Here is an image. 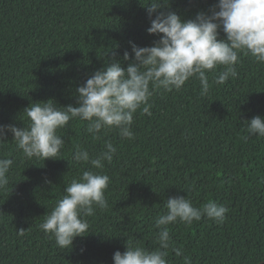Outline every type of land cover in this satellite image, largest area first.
<instances>
[{"label":"trees","instance_id":"1","mask_svg":"<svg viewBox=\"0 0 264 264\" xmlns=\"http://www.w3.org/2000/svg\"><path fill=\"white\" fill-rule=\"evenodd\" d=\"M148 2L0 0V125L26 127L23 110L49 99L76 106V89L96 70L131 62L129 42L152 46L159 36L146 31ZM217 3L169 0L167 7L192 19L211 15ZM235 67L238 75L224 84L214 82L223 66L208 73L207 95L196 77L180 90H155L151 116L134 114L132 139L116 129L93 139L87 121L74 119L58 130L65 141L59 159L43 161L25 158L7 133L0 158L13 164L7 190H0V264H113L125 244L155 250V219L172 196L194 207L214 201L228 211L222 224L203 217L168 225L172 247L182 250L176 256L170 248L168 264H184V256L191 264H264V137L248 135L243 122L264 117V63L240 53ZM105 142L117 149L102 170L110 177L108 207L86 217L89 232L71 249L59 248L40 224L64 188L91 168L73 160L75 146L95 158Z\"/></svg>","mask_w":264,"mask_h":264},{"label":"clouds","instance_id":"2","mask_svg":"<svg viewBox=\"0 0 264 264\" xmlns=\"http://www.w3.org/2000/svg\"><path fill=\"white\" fill-rule=\"evenodd\" d=\"M169 0H149L146 11L150 19L148 34L159 36L152 46L139 47L129 42L131 62L126 67L113 61L96 70L85 83L76 89V106L65 107L49 99L33 103L23 111L27 126L0 125V143L7 133L27 159H59L64 139L58 135L69 121H87V132L99 139L102 131L118 130L121 138L132 139L134 114L151 116L150 97L157 89L180 90L192 77L201 84V95H207L210 84L208 73L223 71L214 76L216 84H224L238 75L236 65L239 54L252 56L264 63V0H218L210 10L211 15L198 12L192 19L167 7ZM155 17L153 18V14ZM224 38H219V32ZM123 60H129L125 51ZM250 136L264 137V117L254 116L243 121ZM117 149L105 142L104 150L95 158L79 145L75 146L73 160L90 164L91 168L73 179L63 196L40 224L41 230L54 238L57 247L71 249L77 237L86 236L90 225L86 217L93 216L96 208L106 209L105 198L110 177L103 174L104 163H111ZM11 158H0V190H7ZM97 169L101 171H93ZM166 212L155 219L158 248L149 251L132 243L125 244V251H115L113 264H168V250L176 256L182 250L172 247L168 225L177 222L190 225L203 217L222 224L228 209L214 201L194 207L185 196L167 198ZM23 234V229L19 230ZM184 264H191L184 256Z\"/></svg>","mask_w":264,"mask_h":264}]
</instances>
